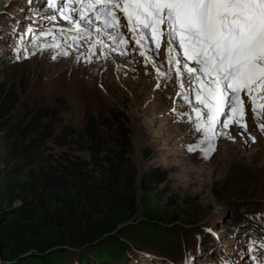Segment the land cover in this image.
<instances>
[{"label":"rangeland","instance_id":"obj_1","mask_svg":"<svg viewBox=\"0 0 264 264\" xmlns=\"http://www.w3.org/2000/svg\"><path fill=\"white\" fill-rule=\"evenodd\" d=\"M21 1L32 3L34 0H0V45L4 43L5 50L7 41L4 35L13 22L8 14L18 17L17 22L19 19L29 21L36 18L31 22L36 27L56 25L69 28L74 27L63 19V15H70L74 20L80 16V12L54 11L52 7L44 6L34 8L38 12L35 17V13L29 14L28 8L26 14L23 12L25 6L19 3ZM114 11L120 17L118 28L108 26L113 23L110 18L107 19L108 24L104 19H92L91 25L82 21L81 27L89 29L87 33L82 30L76 31V35L64 33L56 42L46 41L44 47L28 50L18 58L2 62L0 80L9 83L14 80L19 86V108L48 107L55 110L54 116L46 121H52L53 131L59 135L64 133L62 128L72 129L74 141L87 115L104 120L107 125L118 121L127 124L131 146L125 162L126 168H132L136 173L138 204V218L128 223L127 227L136 229L141 221L145 222L140 233L145 237L141 238L140 235L134 238V243L148 246L141 249L159 255L174 253L177 245L163 252L161 250L167 246L166 241L179 232L182 234L183 229L188 227L183 226L184 220L193 221L197 227L211 226L221 239L225 223L235 212L229 211L230 205L248 201L257 203L264 199V131L259 127L264 120L256 118L251 99L244 94L243 122L247 125V131L244 132L243 127L234 123L240 116L238 102L237 113L231 114L233 119L227 121L229 126L220 129L217 125L215 151L207 157L202 151H189V145L203 139V133L193 131L197 115L192 109L197 107L204 110V106L197 101L196 92L189 89L187 84L181 87L176 65L169 62L170 59L182 58V50L178 52L174 48L171 54L167 53L166 38L157 48L155 42L147 38V33L130 30L123 11ZM51 16H56V19H50ZM25 28L20 23L14 31L26 35ZM137 40L141 43L137 44ZM14 43L17 57L21 43ZM65 51L69 55H64ZM141 52L145 55L142 56ZM53 56L56 58L53 59ZM157 68L167 73V77L160 75ZM177 91H180L178 95ZM255 95L259 97L264 93L256 92ZM258 104H264V100H258ZM258 110L264 112V108ZM112 111L116 112L111 114ZM219 119L223 121L225 117ZM252 137H255L254 141ZM201 147L206 148L207 142ZM157 167L161 174H166L165 180L153 189L142 191L139 182L143 174ZM242 209L239 211L244 214L247 207ZM169 220L174 221L170 223ZM166 224L173 225L171 230H165ZM148 230L153 232L152 235L146 232ZM128 232L133 235L138 231ZM194 232L189 233L192 236ZM191 236L190 243L193 242ZM97 241L86 247H93ZM231 241L227 239L226 244H229V255L235 264H255L252 257L259 259L264 255V250H258L259 247L250 250L245 238L241 246L247 247V251L242 248L239 251ZM86 247H65L63 250L67 252L59 250L47 256L54 259L52 264L61 260L62 264H69L70 259L74 260L75 254ZM58 252H62L61 257L54 258L53 255ZM218 252L220 257L225 256L219 249L217 255ZM93 253L102 255L100 249ZM242 253L246 254L244 258ZM50 258L45 261L48 262Z\"/></svg>","mask_w":264,"mask_h":264},{"label":"trees","instance_id":"obj_2","mask_svg":"<svg viewBox=\"0 0 264 264\" xmlns=\"http://www.w3.org/2000/svg\"><path fill=\"white\" fill-rule=\"evenodd\" d=\"M2 62L0 59V65ZM8 83L0 80V264H52L54 259L48 254L65 247L85 248L96 240L94 248L86 247L90 253L83 249L69 264H131L132 260V264H168L195 251L201 234L208 236L204 232L207 226L184 220L183 226L188 227L166 241L161 250L177 245L174 253L159 255L141 249L148 246L134 243V238L145 237L140 234L145 222L136 229L127 227L138 218L136 173L125 162L131 146L127 124L107 125L87 115L74 141L72 129L62 128L64 133L59 135L54 133L52 121H46L55 110L19 108V86L14 80ZM165 178L158 167L151 168L139 185L146 191ZM242 207H247L244 214L239 211ZM253 208L264 211V202L230 205L229 211L235 212L225 223L227 232L244 222L253 241H264V233L246 217L247 213L256 216L250 212ZM172 226L166 224L165 230ZM128 230L138 232L132 235ZM190 231H195L192 236ZM98 249L102 255L93 253ZM61 253L53 257L60 258Z\"/></svg>","mask_w":264,"mask_h":264},{"label":"snow or ice","instance_id":"obj_3","mask_svg":"<svg viewBox=\"0 0 264 264\" xmlns=\"http://www.w3.org/2000/svg\"><path fill=\"white\" fill-rule=\"evenodd\" d=\"M76 2L84 4V0ZM87 7L98 13L97 19L101 15L111 17L113 23L108 24L107 19L105 23L117 28L119 17L114 10L119 9L123 11L130 30L147 33V38L154 41L157 48L166 38L167 53L171 54L174 48L178 52L182 50V58L169 62L176 65L181 87L187 84L204 106V110L192 109L197 115L193 131L203 133V139L189 145V151H202L205 157L215 151L217 125L220 129L229 126L227 121L233 119L231 114L237 113L238 102L240 116L234 123L247 131L243 122L241 92L251 99L256 118L264 120V112L258 110L264 108V104H258V100H264V95H255L256 92L264 93V0H125L123 4L120 0H95V3L89 0ZM50 19L55 20L56 16ZM63 19L77 31L86 33L89 29L82 28L81 22L93 23L83 11L79 19L74 20L70 15H63ZM41 34L49 35L51 30ZM63 54L69 55L67 51ZM140 54L145 55L144 52ZM157 72L168 75L159 68ZM183 98L188 100L187 96ZM221 116L225 120L221 121ZM259 127L264 131V122ZM251 139L254 141L255 137ZM206 142L207 147L202 148ZM259 247L264 250V242ZM252 259L255 264H264V255Z\"/></svg>","mask_w":264,"mask_h":264},{"label":"bare ground","instance_id":"obj_4","mask_svg":"<svg viewBox=\"0 0 264 264\" xmlns=\"http://www.w3.org/2000/svg\"><path fill=\"white\" fill-rule=\"evenodd\" d=\"M149 259V258H148Z\"/></svg>","mask_w":264,"mask_h":264}]
</instances>
